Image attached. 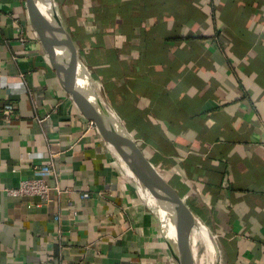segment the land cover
Instances as JSON below:
<instances>
[{
    "label": "crops",
    "instance_id": "crops-1",
    "mask_svg": "<svg viewBox=\"0 0 264 264\" xmlns=\"http://www.w3.org/2000/svg\"><path fill=\"white\" fill-rule=\"evenodd\" d=\"M54 3L91 88L208 227L218 264H264V0ZM91 123L27 0H0V264H179L158 205ZM48 164L62 194H6ZM172 224L207 264L199 230Z\"/></svg>",
    "mask_w": 264,
    "mask_h": 264
},
{
    "label": "water",
    "instance_id": "water-1",
    "mask_svg": "<svg viewBox=\"0 0 264 264\" xmlns=\"http://www.w3.org/2000/svg\"><path fill=\"white\" fill-rule=\"evenodd\" d=\"M35 1L27 0L33 28L57 68L63 86L70 93L81 113L96 125L101 137L115 149L134 177L156 201L161 231L176 261L179 264H195L184 235L180 230H177L173 237L171 232V224L178 222L180 217H184L199 230L203 238H206L211 245L212 250L207 264H218L217 242L208 227L189 208L185 200L172 191L155 173L121 121L105 107L91 88L89 73L79 58L75 43L63 27L54 0H42L44 13L42 17L40 15V19L33 10ZM59 29L64 32L62 36H58ZM72 44L75 46L74 52L71 48ZM76 65H79L87 76L85 90L80 87Z\"/></svg>",
    "mask_w": 264,
    "mask_h": 264
},
{
    "label": "built area",
    "instance_id": "built-area-1",
    "mask_svg": "<svg viewBox=\"0 0 264 264\" xmlns=\"http://www.w3.org/2000/svg\"><path fill=\"white\" fill-rule=\"evenodd\" d=\"M2 110L8 117L13 113L14 107L8 104ZM9 122V119L5 120V123L9 124ZM91 124L94 125L93 123ZM35 173L37 175L36 178L22 181L18 188L7 189L6 194L13 198L37 197L40 199L41 203L45 204L49 201L53 191H56L59 194L63 193L58 185L52 187L48 183V179L54 176L52 164L41 166L40 168L36 169ZM88 197L89 196L87 194L83 195V198Z\"/></svg>",
    "mask_w": 264,
    "mask_h": 264
},
{
    "label": "bare ground",
    "instance_id": "bare-ground-1",
    "mask_svg": "<svg viewBox=\"0 0 264 264\" xmlns=\"http://www.w3.org/2000/svg\"><path fill=\"white\" fill-rule=\"evenodd\" d=\"M34 10V12H35V14H38V19H40V15H41V17H42V15H43V13H44V6H43V2H42V0H36L35 1V9H33ZM58 36H62L63 34H64V32L61 30V29H59L58 30ZM71 48H72V50H73V52L75 51V46H74V44H72L71 45ZM76 67V66H75ZM78 68H79V70L83 73V75L86 77V78H81L80 76H79V83H80V87L82 88V89H86V85H87V76H86V74L84 73V71L82 70V68L81 67H79V65H77V67H76V69L78 70ZM83 91V90H82ZM148 194V193H147ZM148 196H149V199L151 200V202H153L154 204H157L156 203V201L148 194ZM171 225H173V224H171ZM194 236V235H193ZM205 239V241H206V244H207V246H208V250H209V253H210V251L212 250V248H211V245H210V243H209V241L206 239V238H204ZM210 246V247H209ZM193 255V254H192ZM209 259H210V256L208 255L207 257H205L204 258V262L205 263H207L208 261H209Z\"/></svg>",
    "mask_w": 264,
    "mask_h": 264
},
{
    "label": "rangeland",
    "instance_id": "rangeland-1",
    "mask_svg": "<svg viewBox=\"0 0 264 264\" xmlns=\"http://www.w3.org/2000/svg\"><path fill=\"white\" fill-rule=\"evenodd\" d=\"M76 67H77V65H76ZM78 75L82 78L83 77V74H81V72H80V70H79V68H78Z\"/></svg>",
    "mask_w": 264,
    "mask_h": 264
}]
</instances>
